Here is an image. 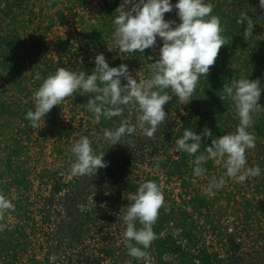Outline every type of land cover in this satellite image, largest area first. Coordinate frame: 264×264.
Segmentation results:
<instances>
[{
	"label": "rangeland",
	"instance_id": "obj_1",
	"mask_svg": "<svg viewBox=\"0 0 264 264\" xmlns=\"http://www.w3.org/2000/svg\"><path fill=\"white\" fill-rule=\"evenodd\" d=\"M122 2L0 0V194L14 205L0 210V264H264V111L253 116L248 131L255 147L246 151L247 166L259 165L260 176L227 177L215 159L203 162L201 176L193 174L195 156L239 124L224 84L243 76L260 79L264 89L259 0H211L225 45L191 97L180 101L167 90L173 97L164 106L168 116L152 137L137 127L111 146L104 130L135 124L138 108L121 106V115L97 120L84 106L94 94L83 91L54 106L35 128L26 119L44 77L58 67L91 73L99 53L110 66L127 64L138 80L150 78L154 60L148 57L159 58L162 42L157 39L155 51L121 54L112 33ZM245 16L255 24L246 40L247 25L239 22ZM165 19L180 22L175 9ZM37 72L41 80L34 79ZM259 103L264 106V91ZM205 127L212 136L202 138L196 154L177 149L185 128L200 134ZM81 136L105 153L108 166L73 176L70 148ZM221 176L224 185L209 191ZM147 180L159 185L165 202L152 226L155 239L146 249L138 245L145 255L132 257L122 209Z\"/></svg>",
	"mask_w": 264,
	"mask_h": 264
},
{
	"label": "clouds",
	"instance_id": "obj_2",
	"mask_svg": "<svg viewBox=\"0 0 264 264\" xmlns=\"http://www.w3.org/2000/svg\"><path fill=\"white\" fill-rule=\"evenodd\" d=\"M259 5L264 8V0H259ZM213 8L211 0H176L175 4L172 0H123L113 20L115 28L112 36L119 52L124 55L144 53L147 49L155 51L157 39L162 42L159 58L148 57L154 60L149 64L150 78L138 80L124 63L110 66L103 53L95 56V68L91 73L58 67L53 74L42 79L37 72L34 79H42V82L33 93L34 108L26 112V119L35 128L42 120L45 121L46 114L54 106L61 105L74 92L83 91L94 94L84 106L95 114L97 120L101 116L121 115L124 111L121 106L138 108L135 124L121 122L114 130H104V139L111 146L120 143L122 137L131 136L137 127L146 136L152 137L168 116L164 106L173 97L167 90L171 89L180 101L191 97L200 77L209 73L210 66L215 64L221 47L225 45L221 18L213 13ZM173 9L179 23L174 19H165V14ZM239 22L247 25L244 39H251L255 25L253 20L245 16ZM122 78L126 83H122ZM262 91L260 79L251 80L242 76L224 84L222 92L232 101L239 124L234 132L212 139L211 145L206 148V155L195 156L194 176L199 177L205 172L202 164L208 159L223 161L225 175L240 181L261 175L259 165L247 166L246 151L255 147V137L248 129L254 114L264 111V106L259 103ZM211 136L212 131L207 127L200 134L185 128L175 144L179 151L194 155L201 147L202 138ZM70 150L75 156L71 165L73 176L93 174L108 166L104 160L105 153L96 151L89 136H81ZM224 183L225 176L219 180L213 178L209 191L221 188ZM129 200L131 203L122 209L121 216L126 224L123 236L127 241L128 254L141 257L145 252L138 245L146 249L155 239L152 226L165 202L164 193L155 181L147 180L139 185L134 194H130ZM11 208H14L11 200L0 194V210ZM137 221L142 225L139 228Z\"/></svg>",
	"mask_w": 264,
	"mask_h": 264
}]
</instances>
